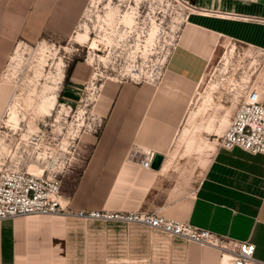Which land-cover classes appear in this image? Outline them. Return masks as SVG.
<instances>
[{
  "label": "crops",
  "instance_id": "obj_1",
  "mask_svg": "<svg viewBox=\"0 0 264 264\" xmlns=\"http://www.w3.org/2000/svg\"><path fill=\"white\" fill-rule=\"evenodd\" d=\"M187 1L198 13L231 19L236 37L246 31L245 39H250L248 30L264 25V0ZM78 3L0 0V18L9 20V36L24 37L44 26L31 22L68 19L74 11L71 6ZM71 77L56 95L63 109L76 108L80 101L81 82ZM180 107L150 86L131 83L115 94L97 96L89 110L92 117L88 116L97 127L82 129L75 142L82 154L81 167L74 183L65 178L60 187L61 204L110 213L156 211L230 240L248 241L255 246V264H264V156L215 144L195 180L197 165L171 156L178 148L173 133ZM148 152L163 156L158 169L142 168ZM126 258L150 264H218L219 254L140 224L62 215L0 222V264H105Z\"/></svg>",
  "mask_w": 264,
  "mask_h": 264
},
{
  "label": "rangeland",
  "instance_id": "obj_2",
  "mask_svg": "<svg viewBox=\"0 0 264 264\" xmlns=\"http://www.w3.org/2000/svg\"><path fill=\"white\" fill-rule=\"evenodd\" d=\"M78 2L68 19L31 22L44 26L29 36H9V20L0 18L3 167L11 163L35 176L57 174L61 186L65 178L74 183L82 155L72 147L76 132L96 126L89 110L97 96L131 83L150 86L181 106L173 133L178 148L171 156L195 163V180L200 178L205 154L187 151L189 136L214 146L246 91L257 89L264 101V25H253L248 30L253 37L245 39L248 32L236 37L231 19L198 13L186 0ZM189 29L195 37L184 41ZM71 76L81 82L77 107L69 112L55 103L50 115L38 112L41 98H56ZM9 109L18 117L15 128Z\"/></svg>",
  "mask_w": 264,
  "mask_h": 264
},
{
  "label": "built area",
  "instance_id": "obj_3",
  "mask_svg": "<svg viewBox=\"0 0 264 264\" xmlns=\"http://www.w3.org/2000/svg\"><path fill=\"white\" fill-rule=\"evenodd\" d=\"M185 3L189 2L186 0ZM66 109L70 112V107ZM64 117H68V114L64 113ZM62 129L64 127H61ZM72 140L74 141V138ZM217 144L223 150L231 151L239 148L252 155L264 156V101L257 89L252 88L245 92L227 128L217 139ZM153 158V153H146L144 160L141 161L142 168H150ZM61 182L57 174L42 173L40 176H35L11 163L3 167L0 171V222L31 215H62L83 221L140 224L217 251L218 264H255L256 262L254 244L218 236L209 230L164 217L156 211L110 213L72 210L60 202ZM105 264H150V262L126 258L107 260Z\"/></svg>",
  "mask_w": 264,
  "mask_h": 264
},
{
  "label": "bare ground",
  "instance_id": "obj_4",
  "mask_svg": "<svg viewBox=\"0 0 264 264\" xmlns=\"http://www.w3.org/2000/svg\"><path fill=\"white\" fill-rule=\"evenodd\" d=\"M126 21H128V18H126ZM194 31L195 30H193V29L192 30L189 29L184 34V41H188V40L194 38L195 37L194 34H193ZM87 38H88V36L83 35V39L86 40ZM90 44H91L92 48L95 47V42L94 41L92 43H90ZM4 92H5V88L0 87V95H2ZM0 98H1V96H0ZM209 100H211V98ZM55 103H56V98L54 96H51V97L44 96V97L41 98L40 102L36 105V110L38 112H40V113H45L47 115H50L51 111L54 109ZM9 111H10V113H9V115H10L9 122H11L12 123L11 126L15 128V127L18 126V117L15 114V112H13L12 109H9ZM190 133H191L190 128H186L184 130V134L185 135H190ZM193 150H195L197 152H203L205 154V161L202 162L203 168H204L206 166V164L208 163V161L210 160V156H211V154H212V152L214 150V147H213V145L210 142L205 141L204 139H201V138L200 139H196L194 137L189 136V139L187 141V151L191 152ZM0 165H1L0 166V171H1L3 169V162H0ZM39 173H40V171H39Z\"/></svg>",
  "mask_w": 264,
  "mask_h": 264
},
{
  "label": "water",
  "instance_id": "obj_5",
  "mask_svg": "<svg viewBox=\"0 0 264 264\" xmlns=\"http://www.w3.org/2000/svg\"><path fill=\"white\" fill-rule=\"evenodd\" d=\"M163 161V156L161 155H154V158L151 162V167L153 169H158L159 166L161 165V162Z\"/></svg>",
  "mask_w": 264,
  "mask_h": 264
}]
</instances>
